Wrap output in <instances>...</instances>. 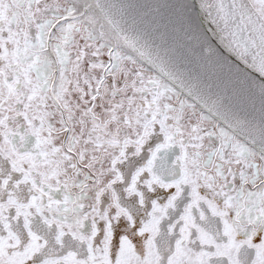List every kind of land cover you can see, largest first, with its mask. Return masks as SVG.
Returning a JSON list of instances; mask_svg holds the SVG:
<instances>
[{
    "label": "flooded vegetation",
    "instance_id": "1",
    "mask_svg": "<svg viewBox=\"0 0 264 264\" xmlns=\"http://www.w3.org/2000/svg\"><path fill=\"white\" fill-rule=\"evenodd\" d=\"M79 1L63 0L109 53L78 68L53 39L66 17L42 39L0 14V264H264V154Z\"/></svg>",
    "mask_w": 264,
    "mask_h": 264
},
{
    "label": "water",
    "instance_id": "2",
    "mask_svg": "<svg viewBox=\"0 0 264 264\" xmlns=\"http://www.w3.org/2000/svg\"><path fill=\"white\" fill-rule=\"evenodd\" d=\"M250 3L81 0L77 5L91 10L125 52L264 154V15Z\"/></svg>",
    "mask_w": 264,
    "mask_h": 264
},
{
    "label": "rangeland",
    "instance_id": "3",
    "mask_svg": "<svg viewBox=\"0 0 264 264\" xmlns=\"http://www.w3.org/2000/svg\"><path fill=\"white\" fill-rule=\"evenodd\" d=\"M26 1L27 0H22L20 3L21 11L14 13L13 12L14 9L18 10V7L16 8L13 7L14 8L13 9L9 4L10 2L9 0H0V14L2 15L3 21H6L8 23L12 22V20L13 22L15 21L14 24L18 26L22 32L21 33L22 38H28L29 37L28 35H30L32 31L38 38L44 39V37L48 33L51 24L53 22L55 24V20L56 22L58 21L57 18L68 17L69 22H66L65 24H61V26L57 29L56 33H54L53 39L56 42H59V44L61 45L64 44V39H67L69 45L73 47L74 52L71 53L74 54L73 55L74 57H72L71 59V64L72 65L75 64L74 68L81 67L79 65H76L77 56L80 54H82L83 58L88 56L89 47H91L93 54H96L98 58H106L107 54L109 53V47L106 46L105 44L101 45L102 46L101 49L96 47L97 41L90 38V37L94 38V36L91 33L86 32L84 30L83 23L80 22V20L72 19L73 13L70 12V7L66 2H63V0H47V1L36 0L37 5L34 6L31 5V2L30 5H27L29 1L28 2ZM254 1L264 15V0H254ZM38 20L39 22L37 24ZM34 22H36V27H34ZM118 53H120V51H118ZM83 54H85L86 56ZM114 57H116V55H114ZM103 62L104 61H102V64ZM120 62L121 59H119V63ZM87 63L88 61L84 60L82 66L84 67ZM102 64L92 65V67L94 69L104 67ZM135 65L139 67V65L137 64ZM118 78H120L119 75ZM129 82L132 83V81ZM124 83H128V81L125 78L123 82L120 83L121 86ZM121 86L120 85L118 86V90L120 93L123 90L120 88Z\"/></svg>",
    "mask_w": 264,
    "mask_h": 264
}]
</instances>
